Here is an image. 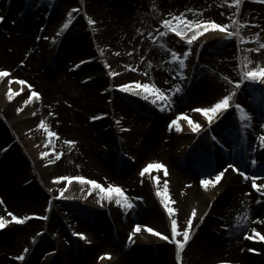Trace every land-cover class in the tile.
<instances>
[{
	"label": "bare ground",
	"instance_id": "bare-ground-1",
	"mask_svg": "<svg viewBox=\"0 0 264 264\" xmlns=\"http://www.w3.org/2000/svg\"><path fill=\"white\" fill-rule=\"evenodd\" d=\"M22 1L24 2L20 5V0H0V16L4 17L3 24L10 19L16 27L36 25L38 20L40 25V31H36L34 34L24 35L12 32L16 34V38L11 42L13 46L9 47L11 48L10 51L7 49L8 42L2 41L0 43V63L9 65L12 71V75L0 77V200H3V203H0V212L3 207L19 209L22 210L23 217L29 216L30 219L23 224L15 221H11V224H6L3 229H0L2 230L0 232L2 234L0 241L3 244H7L14 253L17 252L19 246L23 244L31 246L34 243L38 244L36 251H43L45 247H48V240L44 235H48L49 232L54 235L57 233L59 229L54 224V218H59L62 219L64 226L70 225L73 229L81 230L82 232L80 233H92V239L94 240L92 245H88L86 248L77 240L68 242L64 246L60 243V252L64 256L65 264H78L82 259L87 262L86 264H175L174 260H172L174 255L176 264H217L221 262L264 264V241L246 238L245 235L246 233L254 235L252 233L253 228L264 234V223H262L264 221V190L257 191L252 187V182H250L251 176H259L262 179L258 180L257 183L264 184V148L260 146L259 142V136L264 134V122H261V115L264 114V96L260 97L256 93L258 89L256 91V88L252 87L255 83L245 82L241 85L232 103L234 105L239 102L244 106L245 111H249L251 102H257L260 113L257 114L258 117L256 118L251 112L250 119L242 120L238 111L233 107L228 112L218 113L211 125H209V121L202 113L190 110L192 114H187V116L192 117L194 121L203 126L199 132H196L193 131L188 120L183 117L179 122L182 130H177L174 125L170 128L171 121L176 119V117L174 114L170 118V114L166 113L163 119H159L155 128L147 131V133L145 129L148 124L145 123L149 119L146 118L144 120L139 114L128 112L127 108H123L121 101L114 95L117 92L114 88V82H116L118 75H111V72L114 71L113 65H111L109 57L103 54L100 49L101 47H109L112 40L111 36L114 33L121 34L120 39L114 41L118 44H130L136 40V44H140L143 47L142 62H145L143 67L147 69V74L151 77L152 82L157 83L159 88L161 87L166 94L171 96L170 105L177 106V103H179V107H181L180 105L183 103L182 96L187 95L188 101L192 102L194 99L204 104L207 103V105L201 107H211L224 95L230 94L235 89L231 81L240 78L237 69L242 58L249 56L248 44L259 47L257 41L253 42L255 40L252 39L242 41L239 38L227 39L226 33L210 30L198 37L189 46L184 37L176 36V34H173V39L169 36H160L156 26H150L146 31H143L142 28L137 33L134 30H127V26L124 24L126 20L131 23L135 20L131 11H119L110 8L104 4L105 2H102L103 0H79V7L82 13L87 16V31L91 36L88 38L85 33L75 32L74 29H63V21L60 18L47 22L52 13L50 6L48 9V5L46 7L44 5L40 6L37 4L38 2H33L35 5H31V0ZM112 1L122 6L133 7V5L138 4L139 0ZM249 2L250 0H243L239 14H236L235 7L229 6L225 0H163L162 4L167 11L166 18H172L169 14H183L192 20H215L218 23L231 24L233 20L242 21V14ZM255 4L260 5V3ZM33 6H36L37 10L33 12L34 14H31L30 10L32 11ZM259 7H261L262 12L257 14V19L254 21L256 23L245 25V27L240 29V32L241 36H244L246 26L253 27L257 29L256 34H259L260 41L264 42V3ZM43 10L45 11L43 12ZM90 10L92 13L95 11L99 15V22L93 26L89 23L88 18ZM152 18L153 16L150 15L149 19ZM121 32L126 33L123 35ZM193 34L194 31L187 32L189 38ZM173 41L185 42L187 49H183V52L180 53L182 57L188 52L189 47L192 49L185 61L186 68L184 73L188 85L182 89L180 86L181 80H177L176 77H173V73L171 75L167 70H164L166 68L171 72L173 71L167 59L169 52L170 54L172 51L178 52V49L173 46ZM222 44L233 47L229 49L226 45V49L221 52L225 61L223 68L211 76L202 75L201 79H199L201 82L198 85L195 82V76H190L194 63L198 59V52L201 51L202 46L209 48V46ZM71 45L73 49L69 52L68 49H70ZM253 52L264 55V50ZM21 53H24V55L28 54L27 65L31 66L29 69L27 67L22 68L21 65L16 63L17 57ZM67 58H74L73 63L69 64L71 60ZM127 58L126 63L129 64L131 57L127 56ZM163 61L168 67L163 65ZM41 62L45 68H51L58 63L61 68L64 67V70L63 72L59 71V74L53 71L42 74L41 71H37ZM111 62L113 61L111 60ZM113 63L114 72H120L118 69L120 65L117 62ZM74 65L78 66L74 67ZM174 65L179 66V63L174 62ZM252 66H256V64L253 63ZM21 75H25V77L20 78L22 77ZM73 75H75L74 78H72ZM165 76L167 82H165ZM225 77L230 79H225ZM163 78L164 81H162ZM20 79L27 83L21 85L19 83ZM9 80L12 81L11 84L8 83ZM69 80H74V83ZM96 84L99 85L96 88H92L93 90L86 89L87 86ZM256 84L264 86V82H256ZM28 85L39 86L40 90H37V92H40V107H38V104L37 106L35 105L38 99L36 97H33L31 101L25 104L29 97V95L26 96L25 94ZM35 87H32L33 91H36ZM177 87L181 91H176ZM9 88L12 89V100L8 99ZM71 88L76 89V91H82L79 98L76 99L66 92L67 89L70 90ZM138 93L140 94L135 93L137 99L149 102L153 107L146 106L143 108L145 105L142 104L139 107L142 110L141 113L147 116L152 115L153 117L158 115L155 114L156 110L154 108L160 101L153 104L151 99H144L142 90ZM83 97L90 100L89 104H83L82 106L87 111H96V106L91 103L93 100H100V106L104 105L102 108V113L104 114L99 116L98 119L90 120L91 123L104 121L101 127L103 129H113L116 135L131 133L132 135L144 136L147 134L143 139V148L158 151L157 154L160 156L164 155L163 157L165 158L168 157L171 163L189 166L190 170L187 172L172 171L171 186L168 183L169 197L175 201L172 206L178 209L175 218L185 227L187 226V220L191 217L190 208L195 206L199 210L200 215L202 214V219L200 218L197 222L199 223L202 220L199 230L204 231L203 233L198 231L193 237L187 247L186 254L183 252L182 261L177 260L176 250L173 251L168 246L157 242L134 240L135 243L132 245V242L127 241L128 236L131 235L130 232L125 236V243L119 245V248L118 245L116 246L115 239L113 240L115 248L105 246L103 237L99 235L101 234L99 232H106L108 227L102 215L93 216L96 214L93 212V219L87 217L85 211L65 209L68 201L75 199L81 202L86 201H82L88 197L86 193L87 187H85L87 185L85 184L72 185V183L67 181V184L63 185L66 186L63 196L55 198V200L60 199L57 201L62 203L61 208L54 204L53 198L58 196L57 193H60V189L63 187L61 181H57L55 178L63 176L61 171L67 169L68 163L72 160L71 156H65L66 147H62L61 141L62 139H67V136L69 137L68 133L71 132L79 140L80 147H86L84 154L85 158L88 159L80 161L82 162V167L91 170L92 165L90 164L94 161L93 165L95 166L93 167L96 171L108 175L110 179H117L122 184L121 188L134 204L132 209H122L115 203L117 206H113V220L119 221L116 223L117 225H123L125 230L134 229L136 224L147 225V222L155 223V226L160 227L161 220H163L158 208L153 205L148 191L149 186L153 190H157L155 178L157 176L160 177L159 188L163 190L164 183L167 180L164 178L165 173L163 170L159 171L153 168L152 172L147 173L146 176H142L140 173L139 179L134 178L132 173H123L118 176V173L107 167L106 162H101L103 165L100 164L99 149L101 143L98 140L90 136L86 129L75 128L73 130L64 120L60 121L64 118L62 114H65L66 111V108L62 107V105L68 106L69 113L77 112L76 115H73L78 122L82 119L78 115V111L82 109L80 100ZM172 108L173 110L175 109V107ZM172 108L171 113H173ZM114 109L122 114L123 129H119L113 118L110 117ZM109 119L111 121H108ZM41 120L57 135L49 138L47 132L39 127ZM239 121L243 124L242 141H239L240 134L237 125ZM147 123L149 122L147 121ZM33 124H35V127ZM130 127H133V129L129 130ZM179 133L183 137L179 136ZM110 134V136H104L105 142L111 139L113 133ZM74 139L73 137L72 140ZM191 139H194V142ZM201 140L204 141L205 146L204 144L202 145L203 141ZM107 143L109 144L107 155L111 159L106 161H110L112 158L115 161L119 160L117 155L113 157L115 148L111 141ZM224 148H229V150L225 149L224 155L217 152ZM212 151H215L214 154ZM53 152H58L61 156L57 157L56 162L52 164V161H49ZM41 153H47V155L42 156ZM195 159L196 163L194 162ZM253 160L257 161V163L253 164ZM153 162L159 161L155 159ZM119 163L121 162H118V165ZM238 163H241V172L246 173L249 179H245L239 172L226 166L229 164L237 167ZM121 164L125 165V163ZM112 167L117 166L113 163ZM225 168H227L225 176L222 177L220 183L215 187L209 185L205 188L201 184L200 181L203 178L209 175L214 178L216 172ZM93 171L95 170L90 173L96 175L92 173ZM147 179H150V181H146ZM181 181L185 183L182 184V189H179L177 185ZM45 194L51 198L49 207H45ZM96 197L100 201L99 195ZM137 197H142V199H137ZM113 200L115 202V199ZM110 206L112 205L110 204ZM91 209L95 210L96 208L93 206ZM5 212L7 213L8 211L5 210ZM40 213L42 216L48 217L45 219L47 224L43 227L38 222V218H32V215H39ZM5 215L8 218L11 217L8 213ZM237 220H240L239 224ZM92 221L100 226L104 224V227L100 228L99 234L93 233L95 231L91 228L95 225L90 224ZM126 227L129 229H126ZM42 228L47 230L44 235L41 234ZM194 229L195 226L191 228V232H194ZM141 231L146 230L142 229ZM135 236H138V234ZM196 237L199 241L193 249H190ZM118 241L120 242V239ZM253 248L258 251H252L251 249ZM98 249L112 250L115 255H119L120 260L102 262L103 259H100L99 262H96V258H94V262H92V253ZM170 257L171 260L169 259ZM0 264L17 263L5 259L2 251L0 252Z\"/></svg>",
	"mask_w": 264,
	"mask_h": 264
},
{
	"label": "rangeland",
	"instance_id": "rangeland-1",
	"mask_svg": "<svg viewBox=\"0 0 264 264\" xmlns=\"http://www.w3.org/2000/svg\"><path fill=\"white\" fill-rule=\"evenodd\" d=\"M30 1V0H29ZM28 1V2H29ZM163 0H139L138 4L133 5V7H125L122 5H119L118 3L114 2V1H109V0H103L102 2H105L104 4L108 5L110 8L119 10V11H131L133 12L132 16L135 18V20L132 21V23L130 21H127L124 23L127 26V30H134L136 33L139 32L140 30L146 31L150 26H156L157 29L159 30V35L161 32H165L167 31L168 34L165 36H169L170 38L173 39V32H171L170 30H167L164 28V26L162 25V21L164 19H171L166 18V8L164 7V5L162 4ZM24 1L20 0L19 4L22 5ZM33 2L41 5H44L46 7V5H48V9L49 6L51 8V14L47 20L48 21H53L55 18H60L63 21V24L66 22V20L68 19V13L71 12L74 8L78 9V11L73 12L72 14V23L69 25V27L67 29H74L75 32H81V33H85V35L90 38V33L87 31L88 28V21H87V16L82 13V10L79 7V0H31L30 3L31 5H35L33 4ZM255 3H260V5H256ZM264 2H261V0H250V2L247 4V6L244 9V12L242 14V23L246 22V25H252L255 24L256 22H254L257 19V14L261 13V4ZM39 6V7H40ZM263 6V5H262ZM36 6L32 7V11L30 10L31 14H34L33 12L36 11ZM99 10V7H98ZM45 10H43L44 12ZM89 13V11H87ZM153 16L152 19H149V16ZM88 18H92L93 20H95L96 23L99 22V15L97 13H95V11H93V13L90 10V14H88ZM95 23V24H96ZM3 24V21H0V25ZM95 24H92L95 25ZM48 25V23H47ZM99 25V24H98ZM45 28V27H43ZM36 31H40V25H39V20L36 22V25L34 26H29V28H25V27H16L14 22H12L10 19H8V21L6 23H4L2 25V27H0V43L2 41L8 42V51L11 50L12 47V40L14 41V39L16 38V34L17 33H21L24 35H29V34H34ZM12 32H16V34H13ZM134 32V33H135ZM257 29L253 28V27H248L246 26L245 30H244V37H251L254 34H256ZM66 33V32H65ZM64 33V34H65ZM96 33V32H95ZM123 35L126 32H121ZM63 34V35H64ZM176 34V33H174ZM135 36V34H134ZM161 36V35H160ZM176 36H179L176 34ZM121 34H117L114 33L112 34L111 38V44L109 45V47H101V51L103 52V54H105L107 57H109V61L111 63V65L114 66L113 62H117L120 67H118L119 71L117 73L118 78H116V82H114V88H116L118 90V93L114 92L116 98L121 101V104L123 105V108H127L128 112H134L135 109H138L140 111H142L139 107L142 106V104H144L145 106L143 108H145L146 106H151V104L149 102H144V101H137V99H135V93L140 92L141 90H137L138 92H133V93H125L122 92V90L118 87L120 84H124V83H133L136 81H140L143 83H152L155 84L156 86H158L157 83L152 82L151 77L147 74V69H145L143 67L145 62L143 61V47L140 46V44H136V40L135 42H131L130 44L125 43V44H118L115 43L114 41L120 39ZM246 41V40H245ZM4 42V43H5ZM253 42H256L253 41ZM262 42V41H260ZM173 46L174 48L178 49L179 53H182L183 49H187L186 46L184 45L185 42H174L173 41ZM70 44V43H69ZM227 44H222V45H213V46H209V48L202 46L201 47V51L198 52V58H199V65H198V71H194L193 76H195V82L199 85V82H201V77L202 75L206 74L211 76L213 73H216L218 70H221L223 68L224 65V59L223 56L221 54V52H223L226 47ZM229 49H232V46H228ZM70 49H68L69 52L72 51L73 47L72 45L69 47ZM257 48L256 46L254 47V45H250L248 44V54L254 64H261L264 65V55L263 54H256L253 51H249L250 49H254ZM219 50V51H216ZM206 52V53H205ZM127 56H130V60L129 64L126 63V61L128 60ZM214 58H212V57ZM38 58V57H36ZM69 60H71L69 62L73 63L74 58H67ZM167 59L170 63V65L172 66L173 71L171 72L168 69H164L167 70L169 72V74L172 75V73L174 74L173 77H176V79L181 80V89L187 87L188 82L186 80L185 77V73L184 70L185 68L181 69L179 66L174 65V62L171 60V54L170 52L167 55ZM27 60H28V54L24 55V53H21L19 57H17V64L21 65L22 68H26L29 69V67L27 65ZM39 60V58H38ZM111 60L113 62H111ZM163 65L167 66L164 61L162 62ZM66 66V65H63ZM112 66V68L115 71V68ZM131 66V67H129ZM116 67V66H115ZM168 67V66H167ZM60 64H56L55 66H52L51 68H45L44 65L42 64V62L39 64V69H37V71H41L42 74H45L49 71H53L56 74H59L60 72H63V68H61ZM111 68V67H110ZM7 70L11 75H12V71H11V67L9 65H6L4 63H0V70ZM10 69V70H9ZM66 69V68H65ZM183 71L184 76L180 75V72ZM30 72V71H28ZM35 73V72H34ZM33 74V73H32ZM31 74V75H32ZM168 75V74H167ZM23 78L25 77V75H21ZM75 75L72 76V78H74ZM79 77V76H78ZM22 80V79H20ZM71 83H74V80H69ZM128 81V82H127ZM164 81V78L163 80ZM165 82H167V78L165 76ZM252 83V82H251ZM99 84L96 85H90L87 86L86 89H91L92 88H96L98 87ZM161 85V84H159ZM257 84L255 83V85H252V87L256 88V91L258 89V91L256 92L257 94L261 96H264V86H256ZM164 86V85H161ZM35 87V86H32ZM32 87H27V91L25 92L26 96L29 95L30 96V91H33ZM165 87V86H164ZM36 91L40 90L39 86L35 87ZM42 89V88H41ZM64 89V88H63ZM72 89V88H71ZM67 89L66 92L69 95L74 96V98L77 99V97L80 95V93L82 92L81 90H77L76 89H72V90ZM160 89H162L160 87ZM163 90V89H162ZM40 93V92H38ZM187 95H183L182 100L183 103L180 105L181 107H179V103H177L178 105L173 106L170 105L169 102H164L163 105L160 102L159 104L156 105V107L154 108V110L157 111H161L158 112L160 114L166 115V113L170 114V118L172 115H179L180 113H186V114H190L191 112H189L190 110L193 111V109H197V107H201L204 105L203 102L200 101H195L193 99L192 102H190V100L188 101ZM258 96V95H257ZM39 101V100H38ZM79 101V100H78ZM89 101L86 97H83L82 100H80V106L82 107L83 104H89ZM136 101V102H135ZM93 104V106H96V111L95 112H91V111H87V109L83 108L81 109V111H78V115H80V117L82 118L81 120H79V122L76 120V118L74 117L73 114H77V112H71L69 113V108L67 105L63 106L64 108H66L65 114H62V116H64V118H62L60 121H65L68 125H70V127H72V129L74 130L75 128H81L82 130H87L90 134V136H92L93 138H95V140H98L101 144L100 146V157H99V161L100 164L103 165L101 162H106L107 167L110 168L111 170H113L115 173H118L120 176L123 173H132L134 178H138L139 179V172L141 171V169H144L145 166H147L150 163H154L153 161H155V159L161 163H163L164 165H166L167 168V172L168 174L164 176V178H166L167 182L169 183V185L171 186V176L173 175V170H177V171H189V166H182L180 164H176V163H171L167 158L163 157L164 155H162V152L160 156L159 154H157L158 151L156 150H147L146 148H143V143H144V136H140L138 134L136 135H132L131 133H122L121 135H116L114 130H107V129H103L101 126L103 125L102 123H90L89 121L92 119V117L90 116H96L99 117L100 115L104 114L102 113V108L103 106H100V100H93L91 102ZM38 103H36L35 105L37 106ZM153 105V104H152ZM38 107H40V105H38ZM152 107V106H151ZM161 107V108H160ZM172 107H175V109L173 110ZM249 107V106H247ZM153 108V107H152ZM151 108V109H152ZM171 108L173 110V113H171ZM159 109V110H158ZM134 110V111H133ZM248 113V115L250 116V113L252 112L253 116L256 118L258 117L257 114H259L260 112L258 111V107H257V102H251V107H249V111H246ZM113 116H114V120L116 121L117 125L120 128H123V117L122 114L114 109L113 111ZM135 113V112H134ZM69 114V115H68ZM139 114V113H137ZM140 115V114H139ZM174 115V116H175ZM261 122H264V114L261 115ZM89 117V118H88ZM141 118L144 119L145 116L140 115ZM163 119V118H162ZM146 120V118L144 119ZM148 121V120H147ZM146 125V132L149 130H152L153 128H155L156 124H158L157 122L159 121V119H154L152 121H148L149 123ZM145 122V121H144ZM180 122V121H179ZM164 123V121H163ZM162 123V124H163ZM33 126L35 127V124H33ZM32 126V127H33ZM101 128V129H100ZM34 129V128H33ZM133 129V127H132ZM99 130V131H98ZM110 133H113L111 139H108V141H111V144L114 146V155L113 157H117L122 161V162H126L127 165H125L124 168H121V166L117 167H112V164H116L117 162L112 158V160L110 161H106L107 159H111L109 158V156L107 155L108 151L107 149L109 148V144L107 142L104 141V136L107 135H111ZM148 133V132H147ZM69 137L67 136V139H62L61 143L63 144L62 147H66V151H65V156H71L72 160L68 163V168L64 169L61 171V175L63 176H84L88 179H94L99 183L104 184L105 186H107L108 184H113V185H117L122 187V184L118 182L117 179H110L108 177V175H104L102 173H99L96 171V169L93 167L95 165H93V163H95L94 161L91 162L90 165L91 166V170L83 168L82 167V161L87 160L88 158H85V154L84 151L86 152V147L85 148H81L80 147V143L79 140H77L76 136H74V133H68ZM99 136V137H98ZM179 136L183 137L180 133ZM75 138L74 140H72V138ZM82 139V138H79ZM84 139V137H83ZM86 139V138H85ZM72 140L75 141V145H70L67 143V141ZM190 140V139H188ZM194 142V139H191ZM203 141V140H201ZM205 143L204 141L202 142V145ZM116 146V147H115ZM236 150V149H235ZM60 153V151H58ZM57 152V153H58ZM215 151H212V153L214 154ZM218 152V151H217ZM57 153L53 152L51 153V163L53 164V162H56L57 160ZM219 153V152H218ZM211 154V152H210ZM61 156V154L59 155ZM168 156V155H166ZM118 161V160H117ZM132 163V164H130ZM222 165H226V164H222ZM229 164H227L226 166H228ZM193 166V165H192ZM92 170V173H95L96 175L91 174L90 172ZM159 171L163 170V172L165 173L164 169H158ZM157 175H159L157 173ZM118 176H116V178H118ZM136 176V177H135ZM146 176V175H144ZM156 178V177H155ZM154 178V179H155ZM153 179V180H154ZM163 179V178H162ZM170 180V181H169ZM146 181H150V179H147ZM251 182V181H250ZM72 185H77L80 184L79 181H72L71 182ZM184 181H181V183L179 185H177L179 189H182V184H184ZM67 181H61V185H66ZM85 187H87V190H89V188H91V185H88L85 183ZM64 188L66 186H63ZM149 190V195L150 198H152L151 201H153V205L156 206L159 210V212L161 213L160 215L163 216V220L162 223H160V227L155 226L156 224L153 223H149L147 222V226L153 227L154 229L160 231L161 233L164 234H168L171 235V219L172 217H170L166 211V209L163 206V203L161 202V198L157 195V190H153L151 186H149L148 188ZM86 190L87 196L85 199H83L82 201L86 200L85 202H81L80 200H72V201H68L67 206L65 207L66 210H73V209H78L81 211H85L86 212V216L87 217H91L94 219L93 216H97V215H102V217H104V220L107 222V231L106 232H99L101 229L104 227L103 225H97V223H93L90 222V224H94L95 226H93V228H91L93 231V233H101L99 234L100 236L103 237V243L106 246H109V248H115V243H113V240L115 239L116 242V246L118 245H123L125 243V236L128 235L130 232V234L132 233L133 229L132 228H127L129 230H125L123 228V225H117L116 223H118L119 221H115L113 220V216H114V209L113 206H117L115 205L114 200H112L111 202L104 200L103 203H101L96 196H98L96 191H93L91 194H89V191ZM207 190V189H206ZM57 197H54V204L56 206H58L59 208H61L62 203H60L57 200H55V198H60L61 195L60 193H57ZM96 195V196H95ZM45 207H49V204L51 202V198L49 197V195L45 194ZM82 203V204H81ZM110 204L112 206H110ZM93 206L96 208L95 210H92L91 207L93 208ZM8 207V206H7ZM121 207V206H120ZM123 209V207H121ZM4 209V210H3ZM3 209L1 208V216H4V218L9 222V224H11L12 218H8L5 214H7L9 211H11L12 213L16 214L17 216H22V210L19 209H10L9 207H3ZM9 209V210H7ZM51 209V208H50ZM193 209L196 210L197 214L196 217L193 219L194 220V224L193 226H195L194 232H190L191 234V239L189 240L188 244L185 247L184 253L187 252V247L190 244L191 240L193 239V237H195L196 233L199 231L200 233H203L204 230H199V227L201 226L202 220L201 222L197 223L198 220L202 217V214L200 215L199 210L195 207V206H191L190 210V215L193 211ZM8 211L7 213L5 212ZM52 210V209H51ZM96 214H94V213ZM94 214V215H93ZM62 215V214H61ZM93 215V216H92ZM6 216V217H5ZM41 213L39 215H32V218H38V222L42 224V227L45 226L47 223L45 221V219H43ZM264 217V216H263ZM84 219V218H83ZM87 219V218H86ZM85 219V220H86ZM202 219V218H201ZM122 223V222H121ZM143 223V222H140ZM54 224L57 225L58 227V231L57 233L54 235L53 233H48V235H44L46 233V229L42 228V232L41 234L46 236V239L48 240V247H45L43 251H36L37 249V245L36 243H34L33 245H21L19 246V248L17 249V252L14 253L12 250L9 249V247L7 246V244H3L0 241V252L3 251L4 253V258L10 261H15L17 264H65V260H64V256L63 254L60 252L61 251V246L60 243L64 246L66 245L68 242L77 240L83 247H88V245H92V243L94 242V240L92 239V233L89 232H85L86 235V239L85 238H81L80 236L76 235L77 231L78 232H82L81 230L78 229H73V227L69 226H64V223L62 221V219H55L54 218ZM123 224V223H122ZM155 224V225H154ZM181 227H185L183 226L180 222H179ZM47 228V227H46ZM70 229H73L70 230ZM70 230V231H69ZM2 230H0L1 232ZM111 231V232H110ZM207 231V230H206ZM106 233L108 234L106 236ZM113 234V235H111ZM138 236H134L133 237V241L134 240H139V241H149L153 242V243H160L163 245L168 246L169 248L176 250V246L173 242L171 241H165L160 237H152L150 233H148L147 231H141L139 233H137ZM110 236V237H109ZM130 236V235H129ZM128 236V237H129ZM2 238V234L0 233V240ZM118 238V239H117ZM180 239H182V236L179 237ZM45 239V240H46ZM80 239V240H79ZM120 239V242L118 241ZM128 242L129 238L127 239ZM199 241V239L194 240V242L192 243L190 249L193 247H195V245L197 244V242ZM118 242V243H117ZM65 243V244H64ZM135 242H132V245ZM25 249H27V251H25ZM2 250V251H1ZM117 250V249H116ZM63 251V250H62ZM38 252V253H37ZM104 252V253H103ZM105 254H110L109 256H106ZM186 254V253H185ZM184 254V256H185ZM23 255L25 257L24 260H19L18 257ZM182 255V259H183V253ZM101 257H104L103 261L109 260L111 262H115V261H119L120 257L119 255H115V252H113L112 250L109 251L107 250H103V249H98L93 251L92 253V262H94V258H96V262H99V260L101 259ZM221 258V257H218ZM171 260V257L169 258ZM216 260H218L217 258H215ZM226 259V258H225ZM228 259V258H227ZM172 260H174L175 262V255L174 257H172ZM214 260V259H213ZM212 260V261H213ZM232 260V259H230ZM87 262L85 260L82 259V261H80L78 264H86ZM107 263V262H106ZM70 264V263H68ZM103 264V263H102ZM111 264V263H110Z\"/></svg>",
	"mask_w": 264,
	"mask_h": 264
},
{
	"label": "snow or ice",
	"instance_id": "snow-or-ice-1",
	"mask_svg": "<svg viewBox=\"0 0 264 264\" xmlns=\"http://www.w3.org/2000/svg\"><path fill=\"white\" fill-rule=\"evenodd\" d=\"M225 2L228 3L229 6H234L235 13L239 14L240 9L243 4V0H225ZM261 2H264V0H261ZM76 11H78V9L74 8L71 12L68 13V19L62 26L63 29H67L69 25L72 23V14L73 12H76ZM169 15L172 18L164 19L162 21V25L164 26L165 29L170 30L173 33H176L177 35L181 37H184L187 40V43L189 46H191L193 42L196 41L197 38L203 35L204 33L209 32L210 30H218L220 32L226 33L227 39L239 38L242 41L249 40V39L256 40L257 43L259 44V47L255 49H250L249 51L261 52L262 50H264V42H260L259 34H254L251 37L241 36L240 29L245 27L246 22L242 23L238 19L233 20L231 24H226V23H218L215 20H203V19L192 20V19H188L183 14H180V15L169 14ZM3 19L4 17L0 16V21H3ZM89 23L95 24L96 22L92 18H89ZM189 31H194V34L190 38L187 36V32ZM167 34H168L167 31L160 33L161 36H165ZM191 50H192L191 47H189L188 52L185 53L183 57L181 56L179 52L172 51L171 60L173 62H178L179 67L183 69L186 67L185 61L188 58V54L191 53ZM81 63H83V61H81ZM253 63L254 62L250 57L248 56L243 57L240 62V66L237 69L240 74V78L237 80L231 81L234 84L235 89L230 94L224 95L218 102H216L211 107H201V108L193 109V111L202 113L203 116L206 117L207 120L209 121V125H211L213 119L217 116L218 113L228 112L230 109H233V107L236 111H238L240 118L242 120L250 119L248 113L245 111L244 106L242 104L237 102L233 105L232 102L234 100V97L237 95V90H239L241 85H243L245 82H252V83L264 82V65L256 64V66H252ZM77 66L78 65H74V67H77ZM8 75H9V72L7 70H0V77H7ZM111 75L116 76L117 73L113 71L111 72ZM180 75L184 76L183 71L180 72ZM225 79H230V78L225 77ZM8 83L11 84L12 81L9 80ZM19 83L23 85L27 82L24 80H20ZM29 87H32V86L29 85ZM118 87L122 91L127 92V93H133V92H137V90H142L144 94V99L146 100L151 99V102L153 104L157 103V101H160L163 105L164 102H171V99H172L171 96L166 94L162 89H160L158 86L152 83H143L140 81H136L133 83L120 84ZM176 91H181V89L177 87ZM11 93H12V89L9 88V95H8L9 100H12L13 98ZM137 94H140V93H137ZM39 96H40V93L34 90L32 92V95L28 97V100L25 101V104L31 101L33 97L39 98ZM18 111H20V109H18ZM182 117L188 120V123L192 127L193 131L199 132L201 128L203 127L200 123H198L197 121H194L192 117L187 116V114L185 113H180L176 117V119L171 121L170 128L174 125L177 128V130H182L181 125L179 123ZM98 118L99 117H96V116L92 117V119L94 120ZM39 127L43 128L47 132V135L49 138L57 135V133L49 129L48 125L43 120L40 121ZM259 142H260V146L264 148V134L259 136ZM67 143L70 145H75L76 142L69 140L67 141ZM41 155L44 156V155H47V153H41ZM59 155L60 154L57 153L58 157ZM49 162H51V160ZM252 163L256 164L257 161L253 160ZM153 168L164 169L165 175L168 174L166 165H164L161 162H156L154 164L153 163L148 164L142 170L141 175L143 176L145 173H148L149 170ZM228 168H234V170L239 172L241 175H243L245 179H249V176L246 173L241 172V170L235 167V165H228ZM226 171H227V168L222 169L215 173L214 178L211 175H209L203 178L200 182L205 188H207L209 185H211L212 187H215L217 184L220 183L222 177L225 176ZM250 179H251L253 188H255L257 191L264 190V184L257 183L258 180L262 179L261 177L251 176ZM55 180L57 181L66 180L69 183H71L72 181H79L81 184L86 183L88 185H91V188H89L88 190L89 194H91L93 191H96L97 194L99 195L101 203H103L105 199H107L109 202L115 199V203L118 206L123 207L124 209H132L134 207V204L131 198L127 195V193L120 186L113 185L111 183L105 186L104 184L99 183L94 179H88L84 176H58L55 178ZM159 180H160V177L157 176L156 177L157 195L161 197L164 208L166 209L168 215L172 217L171 235L161 233L160 231L154 229L153 227L147 226V225L136 224L134 226V229L131 235L129 236V241L134 242L133 237L138 232H140L142 229L146 230L148 233H152L156 235L157 237L162 238L165 241L173 242L176 246V258L177 260L182 261L181 254L184 252L186 245L191 239L190 232H191V228L193 227V219L196 217L197 212L195 209H193L191 213V217L187 220V226L181 227L178 219L175 218L176 213L178 212V209L172 206L175 203V201L171 200L169 197L168 182L165 181L163 190H161L159 188ZM64 192H65V188L62 187L60 189V195L63 196ZM137 199H142V197H137ZM0 203H3V200H0ZM8 215L11 216L12 221H15L16 223H20V224H23L25 221L30 219L29 216L20 217L12 213L11 211L8 212ZM42 218L47 219L48 217L45 216ZM9 222L10 221L6 220L4 216H0V229H3L6 226V224H8ZM237 223L239 224L240 220H237ZM262 223H264V221H262ZM252 233L254 235H249L246 233L245 234L246 238L259 239V240L264 241V234H261V232H259L257 229L253 228ZM76 235L80 236L81 238L86 239V235L84 233L77 232ZM181 236H182V239L179 238ZM251 250L254 252L258 251L255 248ZM25 251H27V249H25ZM105 255L110 257V254H105ZM103 258L104 257H101V259ZM18 259L24 260L25 257L21 255L18 257ZM221 264H231V262H221Z\"/></svg>",
	"mask_w": 264,
	"mask_h": 264
}]
</instances>
